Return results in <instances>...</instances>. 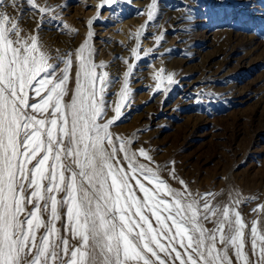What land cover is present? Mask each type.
<instances>
[{
  "label": "snow or ice",
  "instance_id": "obj_1",
  "mask_svg": "<svg viewBox=\"0 0 264 264\" xmlns=\"http://www.w3.org/2000/svg\"><path fill=\"white\" fill-rule=\"evenodd\" d=\"M26 3L39 16L37 34H24L20 17L8 14L19 0H0V264H264V230L243 220L239 193L214 203V193L177 176L174 161L173 187L144 148L112 131L134 65L109 105L112 81L94 62L93 33L58 57L61 68L38 36L45 16H59Z\"/></svg>",
  "mask_w": 264,
  "mask_h": 264
},
{
  "label": "rangeland",
  "instance_id": "obj_2",
  "mask_svg": "<svg viewBox=\"0 0 264 264\" xmlns=\"http://www.w3.org/2000/svg\"><path fill=\"white\" fill-rule=\"evenodd\" d=\"M36 2L59 16H45L38 30L51 63L64 67L58 57L74 53L93 33L94 62L105 65L98 71L112 81L109 105L134 65L112 131L131 138L133 149L144 148L173 187H180L168 175L174 161L177 176L194 191L214 193V203L239 193L243 220L249 227L259 220L264 230V211H253L264 204V0H155L154 6L153 0H121L103 8L105 0ZM19 3L8 14L20 17L24 34H37L39 16L26 0Z\"/></svg>",
  "mask_w": 264,
  "mask_h": 264
}]
</instances>
